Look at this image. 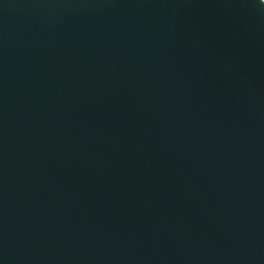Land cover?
Listing matches in <instances>:
<instances>
[{
	"label": "water",
	"instance_id": "water-1",
	"mask_svg": "<svg viewBox=\"0 0 264 264\" xmlns=\"http://www.w3.org/2000/svg\"><path fill=\"white\" fill-rule=\"evenodd\" d=\"M0 264H264V0H0Z\"/></svg>",
	"mask_w": 264,
	"mask_h": 264
}]
</instances>
